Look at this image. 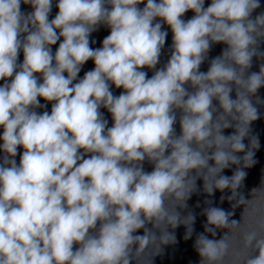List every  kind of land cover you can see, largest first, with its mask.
I'll return each mask as SVG.
<instances>
[{"label":"clouds","instance_id":"obj_1","mask_svg":"<svg viewBox=\"0 0 264 264\" xmlns=\"http://www.w3.org/2000/svg\"><path fill=\"white\" fill-rule=\"evenodd\" d=\"M23 2L34 9L27 16L21 0H0V80L15 73L0 86V149L7 154L0 165V264H139L148 249L155 255L175 242L169 227L183 224L185 239L191 237L195 217H182L177 206L187 207L196 177L209 195L230 189L229 199L237 198L247 175L243 168L255 163L259 146L255 137L250 147L243 143L258 119L250 97L264 86V66L245 76L252 58L264 55L257 49L264 14L250 18L259 0H211L206 9L204 0H147L142 10L137 5L143 0H107L111 10L105 0H59L51 21L52 0ZM189 10L195 15L185 22L181 17ZM157 17L170 26L174 51L166 67L147 78L139 69L155 68L167 36L160 23L153 24ZM100 24L110 27V35L93 49L89 36ZM60 37L53 56L49 46ZM212 43L228 47L200 72ZM89 59L94 70L73 85ZM109 81L125 92L113 96ZM38 97L56 102L51 114L33 110L41 107ZM213 100L222 109L215 118ZM101 106L114 120L106 132ZM174 109L183 113L179 136ZM230 127L235 132L225 136ZM18 146L24 148L19 166L9 159ZM80 149L93 155L84 159ZM145 159L154 164L150 173L143 170ZM241 164L231 177L221 175ZM243 202L240 196L237 203ZM205 214V232L213 237L218 228L240 224L222 208ZM98 222V231L90 233ZM149 223L159 236L146 228ZM259 226L264 229V220ZM142 228L143 235H134ZM243 243L253 250L243 264H264V235L247 231ZM194 248L200 264H222L228 233L218 240L201 233Z\"/></svg>","mask_w":264,"mask_h":264},{"label":"water","instance_id":"obj_2","mask_svg":"<svg viewBox=\"0 0 264 264\" xmlns=\"http://www.w3.org/2000/svg\"><path fill=\"white\" fill-rule=\"evenodd\" d=\"M31 4H25L23 0H21L20 10L21 12L27 16L30 10ZM5 80H0V86L4 85Z\"/></svg>","mask_w":264,"mask_h":264}]
</instances>
